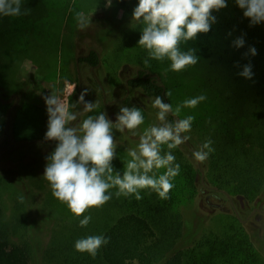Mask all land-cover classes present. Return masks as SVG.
Segmentation results:
<instances>
[{
	"label": "rangeland",
	"instance_id": "1",
	"mask_svg": "<svg viewBox=\"0 0 264 264\" xmlns=\"http://www.w3.org/2000/svg\"><path fill=\"white\" fill-rule=\"evenodd\" d=\"M228 3L236 4L235 0H228ZM137 4L138 0H24L22 7L31 9L29 15L0 18V96H2L0 118L3 119V130L8 133L6 141L3 139V134L0 135V178L10 179L9 177L21 172L20 167L25 162L34 164L31 170L24 172L27 192L18 186L16 181L13 182L14 177L10 179L14 185L2 188L0 191L2 212L0 226L10 224L16 231L12 235V239L15 240L22 238L28 229L35 232L32 240L42 251L39 257L33 259L32 264H59L58 251L52 243L56 237H54V228L61 229L65 224H71L79 217L72 213L66 202L53 196L51 185L43 176L48 162L46 157L57 144L54 140L36 141L45 139L48 130V114L44 96L54 93L60 95L67 103L76 104L81 82V91L88 89L85 100L95 102L97 108L91 113H84L83 105L78 104L74 110L81 112L82 115L77 124L87 115H98L100 112H106L109 119L115 121L119 109L125 106H135L141 110L144 123L137 129L123 131L113 129L116 155L111 163L114 171L121 175L125 171L127 161L131 159L128 155L129 150L138 148L140 135L146 128L159 123L157 120L159 110L153 107L155 98L146 97L142 92L134 89H131L129 94L126 93V78L134 75L137 68L147 69L151 75L159 76V81L166 82L167 91L170 90L172 93L170 103L174 109L186 99L199 95L206 96V99L195 108H182L179 117L174 116L175 119H183L188 115L195 117L191 131L185 133L189 137L192 132L201 134L203 131V143L207 139H217L223 144V140L226 139L225 133L227 137L236 139V136H239L238 133L241 135L239 129H242V125L245 127L248 124L255 127L256 123H259L255 105L250 103L251 101L243 100V107L247 111L238 113L239 121H232L227 132L219 125L218 108L222 102L224 107L235 104L234 112L230 116L235 118L237 112L235 111L236 102L238 103L236 96L230 94L226 97L220 94L227 82L234 81L230 62L228 59H223V62H227L224 64L220 61V56L224 54L227 58H231L235 54L236 47L233 45L235 37L232 39L230 37L227 41L223 39L215 50L211 46L204 47L201 51L196 50V54L200 57L199 62L177 72L171 70V61L167 58L162 61L151 59L149 64L145 65L148 50L138 44L143 24L136 21L101 55L99 68L94 70L96 75L85 61H77V57L86 54L90 47H102L93 37L92 28L95 18L107 14L118 22L132 17ZM76 12H83L91 25L80 29L75 18ZM190 41V43L189 41L186 44L182 43L181 49H196V45L191 44L192 40ZM224 47L230 52L224 51ZM250 95H253L252 89H250ZM17 96H19L18 100ZM122 96H124L122 100L110 103L112 99ZM10 108L12 110L9 120ZM200 126L202 130L199 129ZM237 140L242 141L239 138ZM8 141L9 145L5 146ZM186 144L192 151H196L189 140L171 151L175 154L180 151L183 156L192 160V156L185 147ZM2 146L5 147L1 148ZM238 147L241 148V146ZM242 147H245L241 148L244 159L248 149L252 148L255 151V146ZM164 150L168 151L166 145ZM194 162L203 171L204 182L208 172V179L206 178L208 184H205L211 189L225 192L228 196V198L217 200L204 191L195 199L194 205L198 204L211 216L207 224L208 229L214 224H218L219 227L220 223H226L231 219L234 212L237 214L239 212L241 226L254 240L256 249L264 255V195L245 201L243 207L240 205V201L243 200L239 194L235 196L225 187L218 188L212 185L214 180L213 175H210V161L207 167L197 160ZM163 171L165 169L157 170V174H162ZM114 190L118 188H110L109 192ZM21 194L24 196L23 202L19 199ZM28 196L36 206V214L27 223L26 228L21 226L20 230L18 228L16 230V217L28 211ZM254 208H259L260 211L251 214ZM100 210L101 206L90 207L80 218L91 216L96 219L100 217ZM45 216L51 218L48 225L41 221ZM41 228H44L42 232L39 230Z\"/></svg>",
	"mask_w": 264,
	"mask_h": 264
},
{
	"label": "trees",
	"instance_id": "2",
	"mask_svg": "<svg viewBox=\"0 0 264 264\" xmlns=\"http://www.w3.org/2000/svg\"><path fill=\"white\" fill-rule=\"evenodd\" d=\"M243 12L244 10L234 3H228L227 7L213 11L217 19L210 31L199 33L191 43L196 45L197 51H201L202 48L209 46L215 50L223 39L227 41L230 37L232 39L243 36L245 40L244 46L236 47L235 54L231 58H227L224 54L220 56V61L228 59L234 77V81L224 85L220 94L226 97L233 94L238 103L236 102L235 111L237 112L234 118L230 115L234 112L235 104L224 107L222 102L218 108L220 116L218 121L222 126L221 129L225 128L227 132L232 121H239L238 113L247 111L243 107L244 100L251 101L250 103L255 105L259 123L257 122L255 127L248 124L243 127L241 124L242 129H239L241 135L238 133L241 137L236 136V139L227 137L225 133L226 139L223 140V144L221 140L212 139L214 152L202 162L204 167H207L208 161L211 163L210 175H213L214 180L212 185L218 188L225 187L235 196L239 194L243 200L240 201L241 206L247 200L251 201L255 197L264 195V22L253 25ZM135 22L136 20H132L131 16L118 22L107 14L95 18L92 28L93 37L102 47H90L92 48L90 54L80 57V60L93 66L99 65L101 55ZM250 47H255L256 55H245ZM224 51L230 52L225 47ZM249 63L254 73L251 79L239 74L243 66ZM129 84L132 89L141 91L146 97L161 96L163 102H171L170 96L165 95L166 82L163 83L149 75L145 69H140L138 75L134 74L129 79ZM250 89L253 90L252 96ZM169 117V121L176 120L173 115ZM2 121L3 119L0 118V135L3 134V139L6 141L8 133L3 130ZM199 129L202 130L201 126ZM195 133L192 132L189 141L190 145L198 150L203 144V131L201 134L196 133L198 136ZM238 138L242 141L239 142ZM238 146L242 149L245 148L242 146H255V151L252 148L248 149L244 159L241 148ZM185 147L192 156V160L183 156L180 151L177 154L172 153L175 156V163L180 164L181 170L172 181L174 187L169 192V199L159 198L158 194L151 189L140 190L143 197L140 200H137L134 194L116 196L115 193L118 190H114L110 192L111 199L101 206L100 217L91 218L86 227L80 226V216L73 223L65 224L62 230L55 227L54 237H56L52 243L58 251V263L264 264V255L256 249L254 240L241 226V217L237 212H234L226 223H220L219 227L218 224H214L208 229L207 224L211 216L198 204L194 205L195 199L204 191L217 200L228 198V196L225 192L211 189L205 184H208V172L205 176L206 182H203L202 171L194 162V151L187 144ZM33 165V163L25 162L20 167L21 172L18 171L19 173L13 175V182L16 181L25 192L28 187L24 172L31 170ZM13 177L9 178L12 180ZM10 179L0 178V191L2 188L14 185ZM27 206V213L16 217V230L17 228L20 230L21 226L26 228L27 223L36 214V206L30 201L29 196ZM0 215H2L1 209ZM50 220L49 216L41 219L47 225ZM43 229H39L40 232ZM13 233L16 231L10 224L0 226V264H32L33 259L39 257L42 251L32 240L35 232L28 229L18 240L12 239ZM93 235L109 238L108 243L98 250L95 258L87 252L82 253L75 249V242L78 239Z\"/></svg>",
	"mask_w": 264,
	"mask_h": 264
},
{
	"label": "clouds",
	"instance_id": "3",
	"mask_svg": "<svg viewBox=\"0 0 264 264\" xmlns=\"http://www.w3.org/2000/svg\"><path fill=\"white\" fill-rule=\"evenodd\" d=\"M228 0H138L132 13V20L143 24L142 35L138 44L148 50V59L171 61V70L181 71L188 66L197 64L200 57L195 48L182 50L180 45L195 40L199 33L210 31L216 22L213 11L227 7ZM243 15L255 25L264 22V0H235ZM24 0H0V18L20 17L29 15L31 9L23 8ZM75 18L80 29L90 25L83 12H76ZM243 36L237 37L233 45L243 47ZM256 55L255 47H250L245 55ZM251 79L254 75L252 65L246 64L239 73ZM88 89H83L76 104H69L60 95L51 93L44 96L48 114L46 140L57 141L55 149L46 157L47 164L44 178L50 183L52 194L62 202H66L76 216H81L90 207H99L108 202L112 194L110 188L117 187L116 196L135 195L137 200L143 197L142 189L155 191L159 198L169 199V192L174 187L173 179L180 174V164L175 163L172 149L184 144L190 139L194 116L169 121V114L179 117L182 108H195L206 99L199 95L186 99L175 109L171 103L163 102L161 96H156L153 107L157 108L158 124L143 131L137 149L129 150L131 157L126 163L121 175L115 172L111 161L116 155L114 131L124 129L135 130L144 123V116L139 108L121 107L116 120L109 119L106 112L98 115H87L78 124L82 113L74 109L83 105L84 113H91L97 108L93 101L85 100ZM171 96L170 90L165 92ZM135 135V132L133 131ZM213 141L207 139L193 157L199 162L208 159L214 152ZM166 145L167 150H164ZM165 169L162 174L157 170ZM107 193V194H106ZM20 201H24L21 194ZM91 216H84L79 221L81 227H86ZM103 235L87 236L75 242V249L87 252L93 258L98 250L108 243Z\"/></svg>",
	"mask_w": 264,
	"mask_h": 264
},
{
	"label": "flooded vegetation",
	"instance_id": "4",
	"mask_svg": "<svg viewBox=\"0 0 264 264\" xmlns=\"http://www.w3.org/2000/svg\"><path fill=\"white\" fill-rule=\"evenodd\" d=\"M91 50H92V48H89L88 49V51H87V53L86 54H81V55H79L78 57H77V61L78 60H80V57H82V56H86V55H89L90 54V52H91ZM86 64H88V65H90L89 63H87L86 62ZM99 65H100V63H99ZM99 65H97V66H93V65H90V67H91V69H92V72H93V74H95V69L96 68H99ZM140 69H144V68H137V69H135L136 70V72H135V74L136 75H138L139 74V72H140ZM146 70V72L149 74V75H151L150 74V72H149V70H147V69H145ZM96 75V74H95ZM134 75H130V76H128L127 78H126V81H125V83H126V87H127V94H129L130 93V91H131V87H130V84H129V79L131 78V77H133ZM151 76H154V75H151ZM156 79H158L159 80V76H154ZM80 90H79V96H80V93H81V82H80ZM137 92H141V91H139V90H137ZM104 93V92H103ZM105 94V93H104ZM103 94V95H104ZM125 96V95H124ZM124 96H122V97H117V98H114V99H112L111 101H110V103H114V102H116V101H118V100H122L123 98H124ZM19 98H17V100H18ZM105 99H106V96H105ZM108 103V102H107ZM81 113V112H80ZM47 141H49V140H47ZM47 141H42V142H47ZM243 204L244 203H242V206H243ZM260 210H259V208H254L253 210H252V212H251V214H256V213H258ZM238 215H240L239 214V212H238ZM249 217H247V219H248Z\"/></svg>",
	"mask_w": 264,
	"mask_h": 264
},
{
	"label": "water",
	"instance_id": "5",
	"mask_svg": "<svg viewBox=\"0 0 264 264\" xmlns=\"http://www.w3.org/2000/svg\"><path fill=\"white\" fill-rule=\"evenodd\" d=\"M0 98L2 99V96H0ZM17 98H19V96H17ZM11 110H12V108H10V110H9V120H10V116H11V114H10ZM8 128H9V121H8V125H7V130H8ZM36 141L42 142V141H47V140L46 139H39V140H36ZM7 145H9V141H8V143L5 146H7ZM5 146H2L1 148L5 147ZM202 173H203V171H202ZM203 178L204 177L202 175V180H203ZM203 182H204V180H203Z\"/></svg>",
	"mask_w": 264,
	"mask_h": 264
}]
</instances>
